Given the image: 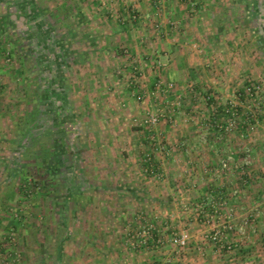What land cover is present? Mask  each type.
Segmentation results:
<instances>
[{"label":"rangeland","instance_id":"rangeland-1","mask_svg":"<svg viewBox=\"0 0 264 264\" xmlns=\"http://www.w3.org/2000/svg\"><path fill=\"white\" fill-rule=\"evenodd\" d=\"M11 1L0 264H264V0L221 32L169 0H20V27Z\"/></svg>","mask_w":264,"mask_h":264},{"label":"crops","instance_id":"crops-1","mask_svg":"<svg viewBox=\"0 0 264 264\" xmlns=\"http://www.w3.org/2000/svg\"><path fill=\"white\" fill-rule=\"evenodd\" d=\"M20 0H12L11 6L13 10V14H8L9 16V22L11 24H18L20 27L23 25V22L26 21L24 16H20L21 14L25 13V15L29 14V11L25 12V10L21 9L20 7H17L15 4L19 2ZM131 10L133 8H137V11L141 13V15H147L145 17H148L150 15L149 13L145 11H140L138 8L140 6V0H131ZM171 4V9L173 10L172 19L175 20L176 24H179V19H182L183 16H188L194 11V8L197 7L198 10H202V18L204 20L203 24V30L207 31H213L216 29L217 32H221L224 30V28L231 26L233 29H235L236 26V17H237V10H238V2L240 0H169ZM189 2V5L187 6L186 3ZM133 3V4H132ZM186 4V7L184 8V5ZM129 9V8H128ZM185 9V10H184ZM171 10V11H172ZM127 10H123V14ZM9 13V11H7ZM122 14V12H121ZM122 14V15H123ZM190 16H193L192 14ZM28 17V16H26ZM140 17V16H139ZM189 17V16H188ZM148 24H144L143 27H139L140 31H144ZM228 25V26H226ZM195 25H193L194 27ZM108 31H114V27H107ZM121 27H119L116 31H120ZM128 29V28H127ZM230 29V28H228ZM6 93V92H4ZM7 146H11V140H6L3 143V147L6 150ZM3 149V148H0ZM2 162V161H1ZM10 200V199H9Z\"/></svg>","mask_w":264,"mask_h":264}]
</instances>
